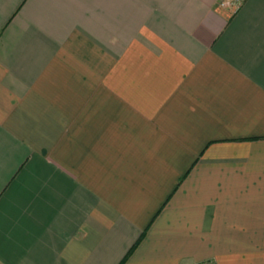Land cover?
<instances>
[{
  "label": "crops",
  "instance_id": "0c3cea01",
  "mask_svg": "<svg viewBox=\"0 0 264 264\" xmlns=\"http://www.w3.org/2000/svg\"><path fill=\"white\" fill-rule=\"evenodd\" d=\"M0 0V264H264V0Z\"/></svg>",
  "mask_w": 264,
  "mask_h": 264
},
{
  "label": "built area",
  "instance_id": "2783aa9c",
  "mask_svg": "<svg viewBox=\"0 0 264 264\" xmlns=\"http://www.w3.org/2000/svg\"><path fill=\"white\" fill-rule=\"evenodd\" d=\"M241 0H221L220 6L228 8H237Z\"/></svg>",
  "mask_w": 264,
  "mask_h": 264
}]
</instances>
